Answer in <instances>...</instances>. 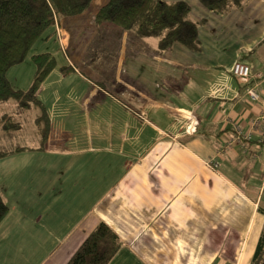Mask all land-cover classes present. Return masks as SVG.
Wrapping results in <instances>:
<instances>
[{
    "label": "crops",
    "instance_id": "1",
    "mask_svg": "<svg viewBox=\"0 0 264 264\" xmlns=\"http://www.w3.org/2000/svg\"><path fill=\"white\" fill-rule=\"evenodd\" d=\"M107 1L58 19L57 43L31 52L56 60L36 91L43 144L38 105L0 102V142L19 115L37 140L0 146L19 149L0 157V264H66L101 221L121 243L108 264H250L264 229V131L250 124L264 110V0L224 12L186 0L198 50L96 22ZM34 72L28 60L6 75L26 89Z\"/></svg>",
    "mask_w": 264,
    "mask_h": 264
},
{
    "label": "trees",
    "instance_id": "2",
    "mask_svg": "<svg viewBox=\"0 0 264 264\" xmlns=\"http://www.w3.org/2000/svg\"><path fill=\"white\" fill-rule=\"evenodd\" d=\"M92 0H0V102L14 100L21 109L38 105L37 117L41 128L40 142L44 143L49 120L45 109L36 97V91L50 71L56 67L50 52L30 53L35 64L31 84L26 89L12 86L6 72L9 67L23 62L32 45L48 35L55 21L65 16L79 14ZM208 9L226 11L240 0H199ZM191 6L186 0H108L94 16L96 22H110L138 37L152 36L161 47L178 42L189 49L198 50L200 22L190 17ZM202 21V20H201ZM69 66H61L66 72ZM7 117H4L6 125ZM6 123V124H5ZM16 127V123H13ZM41 148V146L39 147ZM19 149H15L17 151ZM2 151L0 157L15 152ZM8 212V206L0 195V221ZM120 240L104 222H99L86 236L66 264H108L120 248ZM264 229L257 242L250 264H263Z\"/></svg>",
    "mask_w": 264,
    "mask_h": 264
},
{
    "label": "rangeland",
    "instance_id": "3",
    "mask_svg": "<svg viewBox=\"0 0 264 264\" xmlns=\"http://www.w3.org/2000/svg\"><path fill=\"white\" fill-rule=\"evenodd\" d=\"M56 26V21L54 24V27ZM55 30L53 27H50L48 29V37L47 38H41L39 40H37L32 47L30 48L29 52H28V56L27 58L23 61V62H27L28 60H31L29 57L31 52H36V50L34 51L33 48H36L37 51H50V49H52V46H54L57 43V39L55 36ZM47 39V40H46ZM57 52H60V50H57ZM55 53V52H53ZM17 68H22V67H16ZM20 71H22L21 69L16 71V75H18L19 73H21ZM26 73H22L21 76H23ZM30 109V108H29ZM23 119H26V117L24 115H19V120H20V125L19 129L14 130L13 132H11L10 134H5L7 135L6 137H1V142H0V146L2 147V149H12L13 146L15 145H31V144H35L37 142V140H35L34 138H32L31 136H29L26 132L27 128L30 127V123H26L25 125L23 122ZM6 127H9L10 125L7 123L5 125ZM22 127V128H21ZM11 144L10 146H3L2 144ZM262 205H264V195L262 197Z\"/></svg>",
    "mask_w": 264,
    "mask_h": 264
},
{
    "label": "built area",
    "instance_id": "4",
    "mask_svg": "<svg viewBox=\"0 0 264 264\" xmlns=\"http://www.w3.org/2000/svg\"><path fill=\"white\" fill-rule=\"evenodd\" d=\"M230 70L233 76L244 84L245 94H247L251 100H258L259 94H258L257 88L254 84H251V81H250L251 74H250L249 65L236 61L232 64ZM250 124L252 128L261 129L264 131V110L258 116L252 119ZM243 136L246 139H251L252 134L246 133V134H243ZM259 140L261 141L262 139H259Z\"/></svg>",
    "mask_w": 264,
    "mask_h": 264
},
{
    "label": "water",
    "instance_id": "5",
    "mask_svg": "<svg viewBox=\"0 0 264 264\" xmlns=\"http://www.w3.org/2000/svg\"><path fill=\"white\" fill-rule=\"evenodd\" d=\"M263 264H264V261H263Z\"/></svg>",
    "mask_w": 264,
    "mask_h": 264
}]
</instances>
